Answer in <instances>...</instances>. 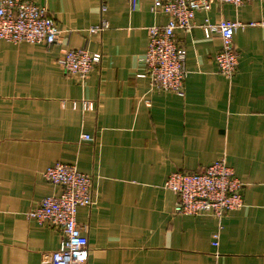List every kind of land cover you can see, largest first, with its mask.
Returning <instances> with one entry per match:
<instances>
[{
	"label": "crops",
	"instance_id": "crops-1",
	"mask_svg": "<svg viewBox=\"0 0 264 264\" xmlns=\"http://www.w3.org/2000/svg\"><path fill=\"white\" fill-rule=\"evenodd\" d=\"M61 30L58 42L0 41V264H46L59 232L27 213L61 187L43 176L57 163L93 177L95 203L78 207L88 264H264V0L213 1L192 27L174 31L185 49L182 94L145 72L147 28L166 16L153 0H31ZM208 18L238 21V63L218 69L221 39ZM107 22L90 34L88 27ZM102 54L84 81L57 64L67 48ZM86 133L90 139H83ZM224 157L243 183L244 205L221 220L174 212L164 185ZM218 244L214 245V234Z\"/></svg>",
	"mask_w": 264,
	"mask_h": 264
},
{
	"label": "built area",
	"instance_id": "built-area-1",
	"mask_svg": "<svg viewBox=\"0 0 264 264\" xmlns=\"http://www.w3.org/2000/svg\"><path fill=\"white\" fill-rule=\"evenodd\" d=\"M128 1L135 10L139 0ZM213 1L238 7L251 0H153L151 10L166 16L162 25L147 28L148 40L143 63L151 84L159 90L182 94L187 74L185 49L176 43L174 31L192 27L197 11H208ZM105 10V0H101ZM106 21L88 27L90 34H98L107 28ZM244 26L238 21L221 20L211 23L208 18L201 27L207 34L217 33L221 46L215 61L221 73L231 77L238 63L234 49V34ZM61 30L46 7L31 0H0V41L11 43L30 42L51 45L58 42ZM100 52H92L86 46L67 48L57 59L59 67L75 74L84 81L94 66L101 61ZM83 139H90L86 133ZM44 178L61 187L57 195H47L27 213L40 224H47L59 232L56 250L49 253L46 264H88V243L84 227L76 220L78 207H91L95 203L93 177L80 172L75 165L57 162L45 168ZM178 198L174 212L184 215L210 214L221 220L230 211L244 205L243 183L236 177L224 157L216 159L200 171H174L165 185ZM218 233L213 244H218Z\"/></svg>",
	"mask_w": 264,
	"mask_h": 264
}]
</instances>
